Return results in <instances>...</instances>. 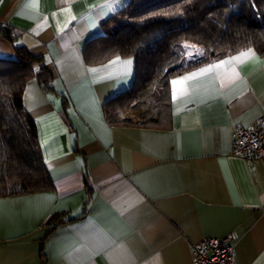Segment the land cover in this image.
I'll list each match as a JSON object with an SVG mask.
<instances>
[{"label":"crops","instance_id":"0c3cea01","mask_svg":"<svg viewBox=\"0 0 264 264\" xmlns=\"http://www.w3.org/2000/svg\"><path fill=\"white\" fill-rule=\"evenodd\" d=\"M129 1L109 10V0H39L34 16L18 15L28 0H0V27L16 38L0 36V58L21 45L53 75L49 90L33 77L22 94L52 189L0 198V264H194L191 241L230 234L234 264H264V157L231 153L233 128L264 118V66H238L240 79L225 86L205 74V86L174 103L171 80L229 55L210 61L170 78L159 126L133 114L111 124L104 107L132 87L134 60L120 57L133 61L129 75L96 82L87 69L115 57L97 64L83 52Z\"/></svg>","mask_w":264,"mask_h":264},{"label":"trees","instance_id":"16d2710c","mask_svg":"<svg viewBox=\"0 0 264 264\" xmlns=\"http://www.w3.org/2000/svg\"><path fill=\"white\" fill-rule=\"evenodd\" d=\"M109 26L87 43L83 55L97 64L117 56L134 60L132 87L104 107L111 124L123 123L118 111L136 102L144 124L159 126L166 118L170 78L249 47L264 55V0H130ZM0 36L16 41L5 27ZM185 43L203 46L204 57L181 65ZM14 51V59L0 58V198L52 189L22 94L33 77L49 90L53 75L41 57L21 45ZM159 89L163 92L155 103Z\"/></svg>","mask_w":264,"mask_h":264},{"label":"snow or ice","instance_id":"6c2138e0","mask_svg":"<svg viewBox=\"0 0 264 264\" xmlns=\"http://www.w3.org/2000/svg\"><path fill=\"white\" fill-rule=\"evenodd\" d=\"M65 3H68V0H65ZM120 0H109L107 4L104 5L105 8L109 10H115V5H118ZM29 10L34 12V16H39V0H28L26 4H24L21 8V11L18 15H24ZM62 13H70V7H65L60 10ZM56 13L53 14L55 16ZM33 15H29V19L34 18ZM75 19V16L71 17ZM47 20V17H45ZM39 27V25L37 26ZM189 45L185 44L184 48L187 52L186 59L192 60L197 56L203 55V52L199 49L193 51H187L189 49ZM248 62H255L264 66V61H260L259 57L256 56L255 51L249 47L246 50L239 51L236 55H229L227 58L223 60H219L218 62H214L208 64L204 67L199 68L197 71L190 72L182 77L171 80L172 85V101L178 99V97L186 96L190 92L196 93L199 89L206 85V81L198 80L200 77H204L205 74L212 73L216 71L217 75L221 78V85L225 86L227 84H231L240 79V72L237 70L238 66H241ZM133 61L122 60L119 56L115 57V59L109 61L108 64L103 65L100 68H89L88 72L92 73L96 78V82H100L101 80H119L124 76H127L132 71ZM38 70V69H37ZM223 70V71H219ZM191 82V83H190ZM32 85H29V91L26 92V95H30ZM180 109H178L179 111ZM50 199H55V197H51ZM99 251H103V247H99L92 253V255L97 254ZM121 255L124 254V249L121 247L118 249ZM90 259V257H89ZM87 264V262H85ZM158 264V262H157Z\"/></svg>","mask_w":264,"mask_h":264},{"label":"built area","instance_id":"2783aa9c","mask_svg":"<svg viewBox=\"0 0 264 264\" xmlns=\"http://www.w3.org/2000/svg\"><path fill=\"white\" fill-rule=\"evenodd\" d=\"M231 153L247 161L264 157V118L247 128L234 127L231 135ZM235 234L222 239L200 237L190 242L194 264H234Z\"/></svg>","mask_w":264,"mask_h":264},{"label":"rangeland","instance_id":"374dc122","mask_svg":"<svg viewBox=\"0 0 264 264\" xmlns=\"http://www.w3.org/2000/svg\"><path fill=\"white\" fill-rule=\"evenodd\" d=\"M185 44H187V45L190 46L189 49H187V51H193V52H194V51H195V50H194L195 46L201 47L200 50H201V51L203 50V55H200L199 58L204 57L205 49H204L203 46H201V45H195V44H188V43H185ZM185 44H184V45H185ZM186 55H187V52H186V50H185V48H184V46H183V50H182V52H181V61H182L181 65H185V64H187V62L190 61V60H188V59L185 58ZM199 58H198V59H199ZM195 59H196V58H195ZM195 59H194L193 61H195ZM196 60H197V59H196ZM162 92H163V90L159 89L158 91H156V92L154 93L153 101H154L155 103H157V102L159 101ZM135 103H136V102H132L130 105L127 106V108H126L125 110L118 111V112H119V113H118V118H119L120 120H124V118L129 117L130 114H133L135 117H137V116L139 117L141 111H143V110H142L143 108L139 109L140 113H139V112H136L135 109H138V108H134ZM135 107H136V106H135Z\"/></svg>","mask_w":264,"mask_h":264}]
</instances>
